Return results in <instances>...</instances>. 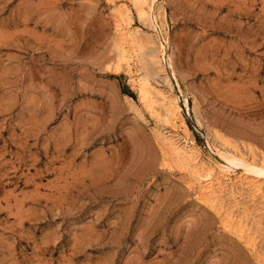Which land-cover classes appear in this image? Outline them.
I'll list each match as a JSON object with an SVG mask.
<instances>
[{
  "label": "rangeland",
  "instance_id": "obj_1",
  "mask_svg": "<svg viewBox=\"0 0 264 264\" xmlns=\"http://www.w3.org/2000/svg\"><path fill=\"white\" fill-rule=\"evenodd\" d=\"M110 2L0 0V264H264V176L206 200L169 147L264 164V0H156L157 31Z\"/></svg>",
  "mask_w": 264,
  "mask_h": 264
},
{
  "label": "bare ground",
  "instance_id": "obj_2",
  "mask_svg": "<svg viewBox=\"0 0 264 264\" xmlns=\"http://www.w3.org/2000/svg\"><path fill=\"white\" fill-rule=\"evenodd\" d=\"M109 2L111 1L112 2V0H108ZM110 2V3H111ZM130 2L132 3V8L135 10V12H136V14H137V16H138V18L140 19V20H148L149 21V23H150V25L152 26V28H154L155 29V31H157V28H159V29H161L160 28V25H159V20H158V18L160 17H158V14L157 15H154V13H153V9H152V7H153V4L156 2V0H130ZM114 4V3H113ZM111 5V4H110ZM115 6H117L116 4H115ZM115 6H113V9H114V7ZM122 6V5H121ZM118 7H120V6H118ZM122 7H124V6H122ZM129 9V8H128ZM117 10V8L116 9H114V11H116ZM125 10H127V9H125ZM121 11V10H120ZM119 11V12H120ZM124 11V10H123ZM123 11H121L122 13H123ZM128 11V10H127ZM126 11V12H127ZM120 12V14H122ZM115 14V13H114ZM120 14H118L117 15V17H115V18H117V20H118V16L120 15ZM124 14V13H123ZM127 14V13H126ZM161 15V14H160ZM116 16V15H115ZM122 17H123V15H122ZM123 19H125V16H124V18H122V20ZM128 19V18H127ZM126 19V20H127ZM161 19V18H160ZM125 20V22H128V20L126 21ZM124 21V20H123ZM122 21V22H123ZM118 23V22H117ZM116 23V24H117ZM145 25V24H144ZM119 26H121V25H119ZM128 26L129 27H131V25L130 24H128ZM127 27V26H126ZM141 27H142V25H141ZM145 27V26H144ZM147 28V27H146ZM119 29H121L122 30V32H119V33H122L121 35L124 37V40L126 39V40H129L130 39V41L129 42H132L134 45H135V41H132L131 39H134V37L133 38H131L132 36H134V35H132V31L129 29V28H126V29H122V28H119ZM140 30V29H139ZM147 30V29H146ZM116 31V30H115ZM118 31V30H117ZM159 31V30H158ZM136 32V31H135ZM149 32V31H148ZM148 32L146 33L147 35H148ZM152 32V31H151ZM143 33V35H145L144 34V32H142ZM139 34V33H138ZM141 34V33H140ZM150 34V33H149ZM121 35L119 34V36H118V40H119V38L121 37ZM135 35H136V33H135ZM138 36V35H137ZM123 37H121L120 38V40H119V42L123 39ZM135 40V39H134ZM123 41V40H122ZM121 41V42H122ZM136 41H138V40H136ZM124 42H127L128 43V47H126V49L128 48V51H132V53L134 54L135 53V51L133 50L134 49V47H132L133 45H130L129 44V42L128 41H124ZM131 43V44H132ZM155 43V42H154ZM121 44V43H120ZM119 44V45H120ZM125 44V43H124ZM127 46V45H126ZM122 49V48H121ZM143 49V48H142ZM144 51V50H143ZM126 52V50H123V55L124 54H126L125 53ZM119 53L121 54V52L119 51ZM118 53V54H119ZM128 53V52H127ZM146 53V52H145ZM133 54H131V57H132V55ZM122 55V56H123ZM128 55V54H127ZM136 55V54H135ZM146 55H147V53H146ZM150 55V54H149ZM159 55V54H158ZM120 56L121 55H119V58H120ZM121 56V57H122ZM135 57V56H134ZM143 57V56H142ZM145 57V56H144ZM143 57V58H144ZM122 58H124V57H122ZM146 58V57H145ZM144 58V59H145ZM154 58V57H153ZM117 59H118V57H117ZM157 58L155 57V60H156ZM159 59V58H158ZM119 60V59H118ZM129 60V59H128ZM160 60V59H159ZM117 61V60H116ZM120 61V60H119ZM127 61V60H126ZM146 61V60H145ZM120 62H122V61H120ZM124 63V62H123ZM126 63V62H125ZM118 64V63H117ZM133 65H135V63H132ZM137 64V63H136ZM143 64H144V62H143ZM143 64H141V65H143ZM146 64V63H145ZM147 64H149V63H147ZM153 64V63H152ZM140 66V65H139ZM155 66V65H154ZM128 69V68H127ZM135 69H136V67H135ZM134 69V70H135ZM162 69V68H161ZM162 73H164V72H162ZM128 76V75H127ZM130 76H132V75H130ZM134 76V75H133ZM130 78V77H129ZM134 78V77H133ZM167 79V78H166ZM131 80V79H130ZM133 82V81H132ZM131 82V83H132ZM134 83H135V89H136V93H137V95H138V100H140V101H142L144 104H145V106H146V109H147V111L150 113V114H152V115H154L156 118H161L167 125H169V127H171V129H173V130H177L178 129V126H176V124H178V123H180V126L182 127L181 129H183L182 130V133L183 132H186L187 131V128H186V126H185V124L183 123V121H182V118H181V116H180V113H179V106H178V104H177V101L175 100V99H171V100H167V98L165 99V97L164 98H161V101L159 102V101H157V102H159L160 103V107L157 105V102L155 103V102H153L151 99L149 100L148 99V95H149V89L148 88H151V87H149V84H148V81H147V78H146V76L145 75H143V74H137V72L135 73V78H134ZM150 83V82H149ZM160 83V82H159ZM158 83V84H159ZM154 84V83H153ZM153 84H151V85H153ZM160 86V85H159ZM158 87V86H157ZM152 89V88H151ZM150 89V90H151ZM158 90V89H157ZM163 90V89H162ZM154 90H152V92H153ZM164 92H165V90H164ZM166 92H168V91H166ZM163 93V92H162ZM171 93V92H170ZM151 94V93H150ZM155 94V93H154ZM161 95V94H160ZM165 95V94H164ZM166 95H168V94H166ZM165 95V96H166ZM150 96V95H149ZM159 96V95H158ZM168 96H170V95H168ZM173 96V95H172ZM127 97V96H126ZM167 97V96H166ZM152 98V97H151ZM172 98V97H171ZM174 98V97H173ZM160 99V98H159ZM140 101H139V103H140ZM131 102V101H130ZM157 105L156 106V108H160L161 110H162V107H163V113L162 114H160V113H157V111H154V105ZM143 110H144V108H143ZM142 111V110H141ZM144 116V115H143ZM153 117V116H152ZM151 117V118H152ZM154 120V119H153ZM151 121V120H150ZM148 122V121H147ZM161 122V121H160ZM178 122V123H177ZM158 124H159V122H158ZM165 124V125H166ZM159 125H162V123L161 124H159ZM164 125V124H163ZM156 127H157V125H156ZM160 127V126H159ZM166 128V127H165ZM160 129V128H159ZM170 129V130H171ZM162 130V129H161ZM164 130V129H163ZM160 131V130H159ZM168 132H169V130H168ZM168 132H165L166 134L168 133ZM189 132V131H188ZM158 133V132H157ZM161 133V132H160ZM159 133V134H160ZM190 133V132H189ZM163 134V133H162ZM168 134H170V133H168ZM179 135V134H178ZM160 136V135H159ZM174 136V135H173ZM185 136V134L183 135V137ZM189 136H190V134H189ZM189 136H188V138H189ZM158 138V137H157ZM163 138V137H162ZM173 138V137H172ZM178 138V137H177ZM185 138V137H184ZM187 138V139H188ZM192 138V137H191ZM169 139H170V137H169ZM176 139V138H175ZM193 139V138H192ZM159 140V139H158ZM180 140V139H179ZM185 140V139H184ZM165 141V140H164ZM192 142V141H191ZM159 143H160V141H159ZM162 143V142H161ZM166 143V142H165ZM178 143H180V142H178ZM184 143V142H183ZM185 144V143H184ZM227 144V143H226ZM162 145V144H161ZM160 145V146H161ZM180 145V144H179ZM165 146V145H164ZM183 146H185V145H183ZM192 146V145H191ZM195 146V145H194ZM226 146V145H225ZM169 147H170V151H171V155H173V156H175L177 159H181V160H183V161H187L188 162V164H189V166H190V168H191V173L190 174H192V177H193V180L195 181V183H196V185H197V187H196V189H197V193H199L201 196H203L206 200H210V201H214V200H216L217 198H219V196H218V193H220V191H222L221 189L222 188H224L225 187V185H226V181H230L231 182V178L233 177H231L230 178V174L231 173H234V179L232 180V181H234L235 179L236 180H238V181H242V180H246V182L248 183V182H251V183H254V179L253 178H258L259 179V177H263L264 176V164H260V162H261V160L259 161V164H256V163H251V162H249L248 160V162L244 159V157H245V153H244V157H241V156H235L234 154L233 155H228V154H222L221 152V154H219V159L220 160H218V162H219V164L217 165L216 164V167L218 168V171L217 170H215L214 168H211V167H208V166H205L204 164H203V162H202V160L200 161L199 159H198V155H196V153L194 154L193 152H191V150H188L187 148H186V146L184 147V148H179L178 146H177V144L175 143V142H171L170 144H169ZM233 147H234V145H233ZM236 147V146H235ZM194 148V147H193ZM238 148V147H237ZM192 149V148H191ZM222 149V148H221ZM240 149V148H239ZM168 150V149H167ZM195 149H193V151H194ZM198 150V149H197ZM163 151H164V148H163ZM242 151V150H241ZM200 152V151H199ZM169 153V152H168ZM218 153V152H217ZM239 153V152H238ZM240 153H242V152H240ZM236 154V153H235ZM165 156V155H164ZM167 156V155H166ZM167 158V157H166ZM202 158V157H201ZM249 158V157H248ZM176 159V160H177ZM246 159H247V157H246ZM251 160V159H250ZM172 161H173V158H172ZM178 161V160H177ZM251 161H253V160H251ZM256 161V160H255ZM257 161V162H258ZM174 162V161H173ZM181 162V161H180ZM216 163V162H215ZM262 163V162H261ZM174 164V163H173ZM175 164H176V161H175ZM180 164V163H179ZM186 164V163H185ZM209 164V163H208ZM207 165V164H206ZM187 167V166H186ZM185 167V168H186ZM189 168V169H190ZM216 168V169H217ZM238 168V170H236ZM188 169V170H189ZM237 171V173H235ZM183 172V171H182ZM189 174V175H190ZM188 176V175H187ZM190 179V178H189ZM256 179H255V181H256ZM261 180V179H260ZM264 180V179H263ZM187 182H188V180H187ZM189 182H190V180H189ZM258 182V181H257ZM256 182V183H257ZM263 181H261V183H262ZM233 183V182H232ZM235 183V182H234ZM238 183H241V182H238ZM193 184V183H192ZM228 184V183H227ZM242 184H243V182H242ZM258 184H259V182H258ZM257 184V185H258ZM189 185V184H188ZM230 186H231V183L229 184ZM246 185V184H245ZM253 185V184H252ZM255 185V184H254ZM256 185V186H257ZM237 186H238V184H237ZM244 186V185H243ZM256 186H254V188H253V190L255 189V192H259L260 191V189L258 188V187H256ZM260 186H261V184H260ZM191 187V186H190ZM229 187V186H228ZM246 187V186H245ZM189 188V187H188ZM233 188V187H232ZM248 188V187H247ZM252 188V187H251ZM262 188H263V186H262ZM191 189V188H190ZM195 189V188H194ZM250 189V188H249ZM231 190V189H230ZM244 190H246L244 187H243V191ZM252 189H251V191H253ZM225 191V190H224ZM250 191V190H249ZM226 192V191H225ZM235 192V191H234ZM254 192V191H253ZM252 192V193H253ZM194 193V192H193ZM197 193H196V197H197ZM245 193V192H244ZM251 193V194H252ZM261 193V192H260ZM236 194V193H235ZM247 194H249L248 192H247ZM256 193H253V195H255ZM224 195V194H223ZM233 195V194H232ZM232 195H231V197H232ZM245 195V194H244ZM257 195V194H256ZM199 196V195H198ZM226 196V195H225ZM262 196V195H261ZM264 196V195H263ZM221 197V196H220ZM223 197V196H222ZM201 198V197H200ZM230 198V197H229ZM233 198V197H232ZM248 198V197H247ZM257 198V197H256ZM235 199H237L236 197H235ZM239 199V198H238ZM261 199H263V198H260V201H263V200H261ZM250 200V199H249ZM251 200H252V197H251ZM259 200V199H258ZM258 200H257V202L256 203H258ZM253 201V200H252ZM251 201V202H252ZM240 202V201H239ZM250 202V203H251ZM264 202V201H263ZM212 203V202H211ZM230 203V202H229ZM233 203V202H232ZM261 203V202H260ZM257 204V205H261V204ZM219 204V203H218ZM254 204V203H253ZM204 206H206V205H204ZM244 206H246V205H244ZM254 206V205H253ZM207 207V206H206ZM227 207V206H226ZM225 207V208H226ZM255 207V209H256V206H254ZM212 208V207H211ZM224 208V207H223ZM229 208H231V207H229ZM233 208V207H232ZM239 208V207H238ZM248 208V207H247ZM246 208V209H247ZM257 208H258V206H257ZM261 208V207H260ZM216 209V208H215ZM262 210H263V208H261ZM227 210H228V207H227ZM230 210V209H229ZM233 210H234V208H233ZM240 210V209H239ZM242 210V209H241ZM258 211V210H257ZM264 211V210H263ZM233 212V211H232ZM239 212V211H238ZM259 212V211H258ZM263 213V212H262ZM237 214V213H236ZM252 214V213H251ZM250 214V215H251ZM245 215V214H244ZM254 215V214H253ZM259 215H260V213H259ZM262 215V214H261ZM255 216V215H254ZM264 216V215H263ZM261 217V216H260ZM263 218V217H262ZM224 219L229 223V224H232L233 226H235V227H237V231L239 232V233H241V234H243L244 233V230H243V227H246V226H243L242 227V225H239V223H238V221H236L235 219H234V217L232 216V214L231 213H229V212H225L224 213ZM241 219V218H240ZM220 220H221V218H220ZM238 220V219H237ZM258 220H259V217H258ZM223 221V220H222ZM261 221H263V220H261ZM256 222V221H255ZM264 222V221H263ZM244 223V222H243ZM242 223V224H243ZM223 224V223H222ZM260 224H261V222H260ZM246 225V224H245ZM256 225V224H255ZM228 226V225H227ZM231 229H233V230H235V228H231ZM249 229H250V227H249ZM249 231V230H248ZM250 232V231H249ZM237 234V233H236ZM248 234V233H247ZM246 233H245V235H247ZM244 235V236H245ZM248 236V235H247ZM252 237V236H251ZM251 237H250V240H251ZM248 239H249V237H248ZM255 240V239H254ZM251 242V241H250ZM248 243V242H247ZM247 243H245L246 244V246H247ZM250 245V244H249ZM254 248V247H253ZM256 249V248H255ZM253 250V249H252ZM254 254V253H253Z\"/></svg>",
  "mask_w": 264,
  "mask_h": 264
}]
</instances>
